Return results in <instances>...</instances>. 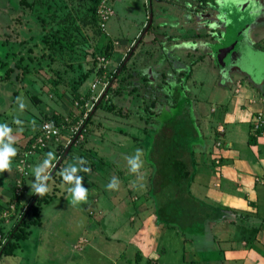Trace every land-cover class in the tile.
<instances>
[{
    "label": "rangeland",
    "instance_id": "1",
    "mask_svg": "<svg viewBox=\"0 0 264 264\" xmlns=\"http://www.w3.org/2000/svg\"><path fill=\"white\" fill-rule=\"evenodd\" d=\"M106 11L108 16L99 25V17ZM230 13H235L239 19L245 14L252 15L253 19L246 26L245 40L252 50L264 54V0H36L31 11L20 8L19 0H0V61L6 57L10 66L17 62L12 51H17L25 60L33 58L29 71H24L18 62L20 66L16 65L11 70V76L0 80V128L8 130L0 142V149L11 147L16 150L15 156L10 158V170L0 173L5 196L10 191L7 180L19 178L16 166L20 164L21 156L28 164L27 174L23 177V184L28 188L26 192L31 193L32 185L39 182L49 187L45 194L48 199L38 197L35 206L39 205L28 217L33 221L39 219L47 232L35 241L40 233L36 226L40 224L31 226L24 238L27 239L18 240V245L31 248L42 242L35 246L38 249L49 245L85 249L87 258L90 255L87 264H98L101 260L110 264L109 252L112 254L117 250V264H152L143 255L146 249L142 245L138 247L136 241L125 239L130 232L129 226L135 224V205L147 201L146 214H153V204L145 192L151 171L145 155V141L154 121L152 111H159L162 108L160 104L167 109L164 98L165 93L171 91L168 86L186 77L190 68V81L195 80L197 86L202 83L201 89L196 91L198 93L189 97L194 102L195 121L205 144L203 147L193 145L195 168L199 171L195 169L197 179L195 186L192 187V181L189 187L190 194L207 205L204 209L210 215L215 209L223 208L218 200L203 199L202 189L196 188V182L200 180H208L205 187L210 188L209 176L223 168V163L214 161L223 149L221 140H217L221 137L216 133L215 121H206L205 116L210 114L211 106L225 104V100L233 96L244 98L240 97L239 103L244 105V112L248 115L257 104L248 103L246 97L253 94H243V90L250 92L246 85L252 88V92L264 88V58L256 62L257 66L251 73L243 75L237 70L238 75H232L230 81H223V85L221 77L224 73L217 74L219 69L216 73L211 72L210 67L205 69L210 59L208 55L213 54L215 58V47L226 41L222 38L229 25ZM93 18L95 24L92 23ZM49 32L63 33L65 45L40 56L43 44L40 39L43 33L47 35ZM68 38H72V44ZM19 40L23 43L18 45ZM108 40L112 51L106 69L115 74L110 84L112 90H108L103 102L94 109L87 122L84 139L75 145L65 146L60 162H55L56 168L49 170L55 157V143L34 152H27L23 143L45 120L46 111L54 110L66 115L73 92L85 93L96 68L92 63L96 54L93 49ZM4 68L0 67L1 77ZM203 69L211 76L203 73ZM237 80L241 82L238 86L235 85ZM235 87H239V94L233 91ZM117 88L119 93L115 95L113 92ZM217 122L222 121L216 120V125ZM246 127L244 121V132ZM61 134L65 132L61 131ZM238 139L239 135L237 142L244 143L245 137L242 141ZM217 142L220 146H216ZM243 147L249 150V146ZM68 148L70 153L66 154ZM137 149L141 150L139 156ZM132 162L141 165L136 172L131 171ZM202 171L206 177L198 174ZM229 171L236 170L229 168ZM65 177L71 179L66 180ZM113 177L119 185L110 190L107 185ZM79 178H82L83 185L80 186L87 190V195L84 201L73 204L71 186H76ZM256 179L254 176V183ZM168 189L169 186L163 192L170 196L166 193ZM32 193L37 196L35 190ZM31 195L24 200H29ZM6 197L2 198L0 211L9 202ZM61 201L67 203L62 204ZM256 217L257 214L252 215L248 220L255 221ZM170 230L164 227L161 233L156 264H224L221 260L224 245L220 242L215 243L213 252H210L203 247L205 243L194 246L193 243L185 244L179 236L171 237L174 235ZM153 243L146 242L145 245L153 246ZM136 252L140 253L139 258L135 256ZM202 252L206 255L205 261H192ZM6 255L0 256V264H15L16 260ZM164 256L168 257V263L162 259Z\"/></svg>",
    "mask_w": 264,
    "mask_h": 264
},
{
    "label": "crops",
    "instance_id": "2",
    "mask_svg": "<svg viewBox=\"0 0 264 264\" xmlns=\"http://www.w3.org/2000/svg\"><path fill=\"white\" fill-rule=\"evenodd\" d=\"M19 7L25 9L21 3V0H19ZM261 15L262 11L260 12L259 17H261ZM225 38L226 36L224 34L222 40ZM222 42L223 41L220 43ZM208 56L210 59L207 62L205 69L210 67L211 72L215 71L216 73V71L219 69L217 74L224 73L223 77H221L222 85L224 83L223 81H230V77L232 75H238L236 72L237 70L239 71V74L244 75L246 73L245 71L239 70L236 67H229L224 70L219 60H217L216 57L214 58L213 54ZM200 58L201 61H203V58ZM200 58H198V60ZM205 69H203L202 72L207 74L208 72H206ZM191 73L192 70L190 68L189 74H187V78L185 79L186 81L184 83L188 97L192 93L193 95H196L194 93H198L196 91H199L198 89H201L202 87V83L197 86V84H195V80H193V82L190 81ZM208 76L211 75L208 73ZM188 82L191 83L188 85ZM238 82L241 84V82L237 80V83L235 84L236 86H238ZM222 85H219L221 89ZM246 87L249 88L248 91L250 92L243 90V94L251 93L253 96H255L256 92H258L256 97H246V101L248 103H250L249 100L252 98H255L254 100H256L259 95L264 94V88L263 90H254V92H252V88H250V86L246 85ZM235 88L237 89V93L234 91V89L233 91L236 94H239V87ZM240 97L241 96H237L236 98L234 96L230 98L228 97L227 100H225V104L219 103L218 105H214V108L213 106L209 108L210 114H206V121L211 120V123L215 121V123H213L215 129H217L216 126H219L222 129V132L216 133L221 137L217 140H221L220 145L223 146V149L220 151V156H218L220 163H223V168L219 171L211 173L209 176L211 189L209 187H205L208 180L206 182L203 180L196 182V188L202 189L201 191L198 189L196 190L202 193L203 199L210 200L211 202L215 199L220 202V206L223 207L225 214L227 215L226 219L210 220L208 223L209 230H202V233L199 232L197 236L192 238V240L183 239L180 233H176V230L172 229L170 232H172L174 235L171 237L179 236V238L184 241L185 244L193 243L194 246H199V244H203V242L207 240L209 242L206 244V248L209 249L208 251L210 252H213L211 250L214 249L215 243L217 245V243L220 242L221 245H224V251L222 252L223 256H221V260H224V264H264V134L256 135L253 144H249L247 142L248 127L251 123L253 113L259 108V103L255 101L254 103L257 104L256 109L252 110L247 115L244 112V105L239 103ZM189 99L192 103L193 116L196 118L194 102L192 97H189ZM216 120H221L222 122H217L216 125ZM244 121L247 123L245 132L242 129ZM237 135H239V141H242V137H245L244 143H242L243 141L241 143L237 142ZM243 145L249 146V150L244 148ZM41 159L43 160V158ZM43 162L45 161L43 160ZM229 168L233 170L235 169L236 171H229ZM196 170L199 171V169ZM198 174L206 177V174L203 173V171ZM254 176H256L258 179H261V181L259 182L256 180L254 183ZM196 179L197 172H195L193 176V183L191 182L192 187L195 186ZM7 184H10V191L9 195L6 197L4 192V184L2 183V175L0 174V204L3 202L2 198L6 197L8 200L11 197L13 179L9 178L7 180ZM81 185L83 184L81 183ZM72 186L74 185L72 184ZM72 186L71 190L74 192V187L77 185L74 187ZM26 190H28V188L24 184V191L19 199L20 204L25 201L24 199L27 195L33 194L32 192L34 189L31 191V193L26 192ZM147 199L150 200L149 198ZM210 201L207 202L210 203ZM61 202L62 204H64V202L67 203L66 201ZM146 202L147 201H143V203H138L135 205V207H133V217L135 224L133 223L132 226H129L130 232L128 233V237L125 240L128 242L136 241V245H138V247L142 245L144 249H146L143 255L147 257V261L151 262L152 264H156L157 260L159 259L156 251L159 246L158 244L161 238V233L163 232L165 225L162 222L156 220L153 208V214H146ZM158 202L161 203L162 199H159ZM75 204L77 203L75 202ZM256 214L257 217L255 221L248 220L249 217ZM55 215L60 216L61 213H56ZM12 223L13 219H0V233L5 234L12 226ZM36 225L32 224L29 227ZM36 227L40 230V233L37 235L38 240L35 241H39L41 237L40 235H42L43 232H47V229L41 225V221L40 225ZM48 233L52 235V232L49 231ZM113 235L116 236L115 234ZM151 241L155 242L153 243V246L145 245L146 242ZM37 243H35L31 248H27L26 245H23V247L22 245H17L12 249L11 253L7 254L6 256L15 259V264H87L89 261L90 255H88L87 258L85 249L72 250L63 246L58 247V245H49V247L38 249L37 246H35ZM48 248H50V250ZM93 252L95 255L97 254L96 249L93 250ZM117 252L119 253L118 250L112 254L109 252L108 262L110 264H117L115 262V260H117ZM136 253L137 254L135 256L139 258L140 253ZM155 254L157 256H155ZM167 258L168 257L165 256L162 257L163 260H166ZM200 259H203V261L206 260V255L204 252L201 254L198 253V258L192 259V261H197ZM25 261L26 263H24ZM166 262L168 263V260H166ZM193 263L191 262V264ZM98 264L104 263H102L101 260Z\"/></svg>",
    "mask_w": 264,
    "mask_h": 264
},
{
    "label": "trees",
    "instance_id": "3",
    "mask_svg": "<svg viewBox=\"0 0 264 264\" xmlns=\"http://www.w3.org/2000/svg\"><path fill=\"white\" fill-rule=\"evenodd\" d=\"M35 1L36 0H21V3L26 10L31 11L32 4H34ZM234 14L235 13H230L228 16L229 25L225 33V43L217 45L214 50V53L224 70L228 68L227 63L230 52L239 42L246 41V26L247 23L253 19L251 14H245V16L242 15V19H239V17ZM92 23H96L95 18L92 19ZM40 40L43 43L40 48V56L47 55L50 50L61 47L65 43L63 33L57 34L56 32H49L47 35L46 33H43ZM68 41L69 44L73 43L72 38H68ZM20 43L22 44L23 41L19 40L17 44L19 45ZM27 50L30 51L29 48H27ZM93 50L96 54L92 58V63L93 66L96 67L95 56H103L108 60L111 55L112 44L108 40L102 45L94 47ZM11 54L16 56L15 60H17V62L13 64L14 66H10V63L5 60L6 57L0 61V67H5L3 76H0V80L9 78L11 76V70L15 68L16 65L20 66L21 64L24 71H29L30 63L33 58L29 57L25 60L17 53V51H12ZM107 70L108 69L104 70L99 67L97 69L95 68L93 72L97 73L102 78H107L108 80V87L103 97L108 95V90L110 89V84L112 82L111 80L115 75L113 72L109 73ZM103 71L105 73H103ZM185 79L186 77L184 76L176 84L168 86V90L171 91L165 93L164 98V103L166 104L167 109H164L162 104H160L162 108L159 111H152L151 114L154 121L151 122L152 127L148 130L149 133L146 135L145 141L147 146L145 155L148 157L147 160L151 165L146 196L153 204L156 220L162 222L165 227L176 230V233H180L183 239L192 240V238L197 236L199 232L202 233V230H209L208 223L210 220L226 219L227 215L225 214V210L223 208L215 209L213 215H210V212L204 209L207 205L201 201L199 202L195 197H193V195L190 194L189 187L196 169L193 145L197 144L198 146L203 147L205 144L203 135L193 116L191 100L186 94L184 86ZM113 93L117 95L119 93V89H115ZM88 96V86L85 93L81 95L73 92L72 97L74 102L72 100L71 106L66 111V115H62L54 110H51L50 112L48 111L49 114H47L48 112L46 111V114L44 115L45 120L52 121L54 124L61 127V131H64L66 134L69 131V127L75 123L78 118H80L83 108L80 107L79 104H82ZM103 97L98 99V101L94 104L93 110L88 113L85 119H83L81 128L79 126L81 137L79 138L76 136L70 145H75L78 140L81 139L82 141V139H84V135L87 130V122L91 118L94 109L99 107V105L103 102ZM75 102L77 103L75 104ZM250 126L251 123L248 127L247 142L249 144H253L257 134L251 130ZM38 128L26 138L23 143V147H27L28 143L34 139L38 133ZM215 130L219 133L217 129ZM175 137L176 139H174ZM52 143H55L56 146L54 156L58 155L59 160L57 162H60L65 146H63L60 142ZM45 148H47V146ZM42 149L44 148L36 146L34 151ZM68 153L69 148L66 151V154ZM54 168H56V165ZM167 186H169V189L166 193L170 196H167L165 192H163ZM45 194L42 196L38 194L37 196L34 194L31 195L32 202L28 203L26 209L22 212L20 217H18L15 221L13 220L12 226L5 234L0 233L7 238L5 244L0 247V255L11 253L12 249L18 245V240L24 239L27 236L30 225L40 224L39 219L36 218L33 221L28 219V217L32 211L33 213L36 211V207H38L39 204H36L35 206V202H37L38 197L41 196L44 200L48 199ZM21 195L17 197L14 210L9 213L10 219L13 217L14 211L18 210L21 205L19 203ZM162 196H165V199L159 203L158 201L159 199H162ZM11 198L12 197H10L9 200H11ZM43 199L40 200L39 203H41ZM208 242L209 241L205 240L203 242V244L205 243V246L203 247L206 248V244Z\"/></svg>",
    "mask_w": 264,
    "mask_h": 264
},
{
    "label": "built area",
    "instance_id": "4",
    "mask_svg": "<svg viewBox=\"0 0 264 264\" xmlns=\"http://www.w3.org/2000/svg\"><path fill=\"white\" fill-rule=\"evenodd\" d=\"M107 16H108L107 11L105 14L100 15L99 25L103 24V21L105 17L107 18ZM95 60H96V69L99 67L104 70L106 69V66L108 64L107 59H105L103 56H95ZM103 73L105 72L103 71ZM107 87H108L107 78H102L97 73H93L92 78L88 84L89 96L87 99L83 101L82 104H79L80 107L83 108L80 118H78V120L69 127V131L63 135L61 134V127L54 124L52 121H48V120L42 121L39 125L37 135L30 143H28L26 147L27 152L30 151L34 152L36 146L40 148H45L46 146L49 145V143L52 142H58V143L60 142L63 146H69L70 143L74 141L76 136L80 138L81 137L80 128L83 124V119H85L88 113H90L93 110L94 104L98 101V99L103 97ZM234 91L237 92V89H234ZM255 101L259 103V108L255 110V112L252 115L250 128L257 135L264 134V94L259 95L256 98V100L254 99L249 100L250 103H254ZM76 103L77 102H75V104ZM218 131L222 132V130H218ZM216 145L218 146L219 143L217 142ZM58 160L59 157L58 155H56L54 157V161L48 167L49 170H52L54 168L55 162H57ZM214 161L215 163H218L219 162L218 157H215ZM19 163L20 164L16 166L17 167L16 170L19 173V178H16L13 181L11 200H9V202L6 204V207L2 211H0V218L2 219H8V220L10 219L9 213L10 211L14 210V205L17 200V197H19L21 193H23L24 191L23 177L27 174L26 166L28 164L26 163L25 158H23L22 156L19 159ZM48 172L49 171H46V174H48ZM256 180H258V178ZM41 184L42 183L39 182L37 186H40ZM33 194L35 195V193ZM30 202H32L31 197L29 200L22 202L18 210L14 211V215L11 219L15 221L18 217H20V215L26 209L28 203ZM6 241L7 238L4 235L0 234V247L3 244H5Z\"/></svg>",
    "mask_w": 264,
    "mask_h": 264
},
{
    "label": "clouds",
    "instance_id": "5",
    "mask_svg": "<svg viewBox=\"0 0 264 264\" xmlns=\"http://www.w3.org/2000/svg\"><path fill=\"white\" fill-rule=\"evenodd\" d=\"M21 107L23 106L21 105ZM7 131H8L7 129L0 128V142H2V139L6 135ZM136 153L138 156L141 155V150L137 149ZM15 154H16V150L12 149L11 147H4L0 149V172L10 170V158L15 156ZM48 155H51V153H48ZM140 167L141 165L132 162L131 171L136 172ZM85 171H88V169H85ZM65 179L70 180L71 177H65ZM81 180L82 178H79L76 181L77 186L73 192V204H75V202L77 201H84L86 199L87 190L80 186ZM118 185H119V182L117 181L115 177H113L112 180L107 185V188L110 190H114L118 187ZM32 187L35 190V192L41 196L49 191V187L43 184H41L40 186L33 184Z\"/></svg>",
    "mask_w": 264,
    "mask_h": 264
},
{
    "label": "water",
    "instance_id": "6",
    "mask_svg": "<svg viewBox=\"0 0 264 264\" xmlns=\"http://www.w3.org/2000/svg\"><path fill=\"white\" fill-rule=\"evenodd\" d=\"M260 58H264L263 53L252 50L245 41H241L230 52L229 65L249 74L256 68Z\"/></svg>",
    "mask_w": 264,
    "mask_h": 264
},
{
    "label": "flooded vegetation",
    "instance_id": "7",
    "mask_svg": "<svg viewBox=\"0 0 264 264\" xmlns=\"http://www.w3.org/2000/svg\"><path fill=\"white\" fill-rule=\"evenodd\" d=\"M223 44H224V43H223ZM259 53H261V52H259ZM227 65H228V68H229V67H233V66H230V65H229V57H228V63H227ZM236 68H237V67H236ZM237 69H238V68H237ZM246 73H247V72H246Z\"/></svg>",
    "mask_w": 264,
    "mask_h": 264
}]
</instances>
